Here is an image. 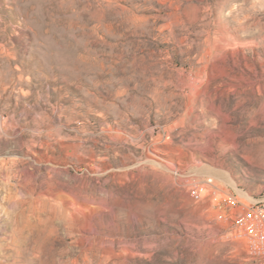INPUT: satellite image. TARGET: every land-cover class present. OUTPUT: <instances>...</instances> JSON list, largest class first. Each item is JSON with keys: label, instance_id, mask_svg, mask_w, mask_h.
Instances as JSON below:
<instances>
[{"label": "rangeland", "instance_id": "1", "mask_svg": "<svg viewBox=\"0 0 264 264\" xmlns=\"http://www.w3.org/2000/svg\"><path fill=\"white\" fill-rule=\"evenodd\" d=\"M239 190L264 199V0H0V264H264Z\"/></svg>", "mask_w": 264, "mask_h": 264}, {"label": "built area", "instance_id": "2", "mask_svg": "<svg viewBox=\"0 0 264 264\" xmlns=\"http://www.w3.org/2000/svg\"><path fill=\"white\" fill-rule=\"evenodd\" d=\"M208 182L211 183V180ZM189 189L195 197L200 198L206 187L194 184ZM213 194L220 197L216 192ZM222 198L229 205L243 206V211L230 217L232 225L227 231L229 238H237L249 256L264 258V199L252 197L243 190H239L236 195L223 193Z\"/></svg>", "mask_w": 264, "mask_h": 264}, {"label": "bare ground", "instance_id": "3", "mask_svg": "<svg viewBox=\"0 0 264 264\" xmlns=\"http://www.w3.org/2000/svg\"><path fill=\"white\" fill-rule=\"evenodd\" d=\"M221 69V68H220ZM94 229V228H93ZM88 230V229H87Z\"/></svg>", "mask_w": 264, "mask_h": 264}]
</instances>
